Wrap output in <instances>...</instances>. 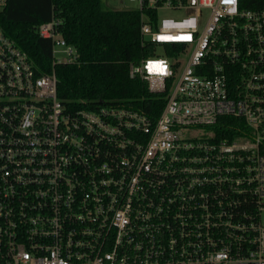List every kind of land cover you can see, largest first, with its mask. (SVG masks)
<instances>
[{
    "label": "built area",
    "instance_id": "2783aa9c",
    "mask_svg": "<svg viewBox=\"0 0 264 264\" xmlns=\"http://www.w3.org/2000/svg\"><path fill=\"white\" fill-rule=\"evenodd\" d=\"M130 1L155 119L68 108L0 27V264H264V0ZM61 22L37 31L75 63Z\"/></svg>",
    "mask_w": 264,
    "mask_h": 264
},
{
    "label": "trees",
    "instance_id": "16d2710c",
    "mask_svg": "<svg viewBox=\"0 0 264 264\" xmlns=\"http://www.w3.org/2000/svg\"><path fill=\"white\" fill-rule=\"evenodd\" d=\"M54 17L62 21L63 37L78 49L75 63L54 64L52 40L37 31ZM140 26L137 8L113 9L104 0H8L0 11V27L28 52L38 75L56 73L59 97L68 108L123 105L155 119L166 104L165 94L151 92L145 81L129 74L130 63L153 49L142 46ZM174 48L179 47L164 46L167 52ZM221 122L231 131L248 129L243 118L227 116Z\"/></svg>",
    "mask_w": 264,
    "mask_h": 264
},
{
    "label": "rangeland",
    "instance_id": "374dc122",
    "mask_svg": "<svg viewBox=\"0 0 264 264\" xmlns=\"http://www.w3.org/2000/svg\"><path fill=\"white\" fill-rule=\"evenodd\" d=\"M105 4L110 7V8H117V9H126V8H130L133 5H135L134 1H130V0H104ZM58 57H60V55L58 54Z\"/></svg>",
    "mask_w": 264,
    "mask_h": 264
}]
</instances>
